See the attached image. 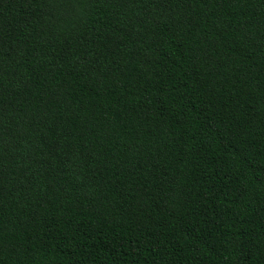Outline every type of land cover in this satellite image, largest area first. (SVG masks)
<instances>
[{"label":"trees","instance_id":"16d2710c","mask_svg":"<svg viewBox=\"0 0 264 264\" xmlns=\"http://www.w3.org/2000/svg\"><path fill=\"white\" fill-rule=\"evenodd\" d=\"M0 264H264V0H0Z\"/></svg>","mask_w":264,"mask_h":264}]
</instances>
